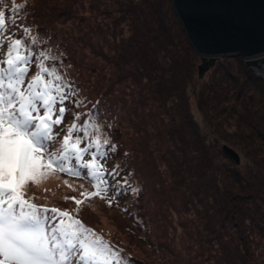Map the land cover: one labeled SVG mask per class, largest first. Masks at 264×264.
I'll list each match as a JSON object with an SVG mask.
<instances>
[{"label":"rangeland","instance_id":"1","mask_svg":"<svg viewBox=\"0 0 264 264\" xmlns=\"http://www.w3.org/2000/svg\"><path fill=\"white\" fill-rule=\"evenodd\" d=\"M20 3L21 0L0 2V11L5 12L6 21L14 13L13 6ZM36 3L40 9L36 15V23L43 26L41 30L44 33H53L58 41L66 28L71 30L78 47L72 58L77 67H85L83 73L87 85L93 87L94 93L98 94L96 100L103 106L99 109L100 122L123 151L131 152V162L134 160L138 165L141 164V173L150 181V193L140 200L146 223L141 230L132 213L133 207L129 205L128 195H121L118 200L113 201L111 207L99 197H93L80 206L77 216L74 211L77 208L75 202L65 201L64 198L84 200L81 193L94 189L88 181L77 180L78 178L65 176L61 172L48 174L38 185L29 183L27 197H35L32 202L36 204L67 210L78 219L104 229L107 236L110 234L115 238L141 264H242L240 257L243 258V255L246 264H264V229L252 227L249 222L242 226L241 231L245 232V237H250L248 253L243 248V242L239 240L233 223L230 222L229 227L225 228L219 225L221 217L215 216V202H206L205 196L186 174V167L178 164V158H183L180 152L182 146L177 140V130L183 126L178 109H182L184 103L180 97V100H173L176 95L162 98L158 94L159 91L166 93L171 88L169 81H172V72L169 69L171 66L176 68L172 65L171 57L164 58L165 53L159 54L158 61L155 60L159 64L154 65V68H159V71L146 67L147 61L144 58L146 63L144 62L140 51L149 42L140 40L135 34L154 0H36ZM19 28L18 23L15 26L9 23L8 34L17 33L14 38H20ZM172 32L176 35L175 31ZM187 48V42L182 39L181 44L176 42L171 49L179 58L184 56L186 59ZM196 57L197 67L192 73L191 81L187 76L184 79L188 80L184 89L192 120L198 125L208 145L217 140L220 145L237 150L242 172L250 174L249 165L255 157L248 155L250 147L264 145L256 134L259 130L264 132V119L261 118L264 116V94L250 85L247 88L252 90L248 89L240 97L241 85L246 81L243 58H224L226 63L228 61L233 64L232 74L240 77L237 85L232 80L219 81L218 77L223 73L218 62L220 59L216 61ZM205 64L209 70L201 77L200 67ZM184 66L186 68V62ZM36 71L33 65L28 77L33 76ZM87 85L84 90H88ZM202 95L209 106L207 109L199 104ZM253 95L255 102L249 97ZM96 104V101L86 103L87 107H82L78 112H85ZM67 107L71 111L65 116L64 125L72 123V112L76 111L69 104ZM247 107L250 112L246 115ZM233 109H237L239 113ZM256 110L258 112L255 113ZM240 115L246 118V123ZM251 124L258 128L256 132L249 130L248 125ZM234 133L243 135L230 136ZM244 135H252V138ZM232 144L237 147L230 146ZM133 150L140 151L137 153L138 159ZM114 157L115 154L111 159ZM222 157H218L220 163L225 160ZM256 157L262 158L264 153H258ZM111 159L108 160L107 167L112 165ZM234 191L240 189H235L234 186ZM262 195L264 193L259 195L260 199L256 197L257 200L252 198L248 204L258 207L262 205L264 210ZM243 196L249 197L246 194ZM155 208L160 209V219ZM260 226L264 227V224ZM225 229L231 236H236V246L242 250L239 256L234 249L232 256L226 255L224 246L230 237ZM109 244L115 246L111 240Z\"/></svg>","mask_w":264,"mask_h":264},{"label":"snow or ice","instance_id":"2","mask_svg":"<svg viewBox=\"0 0 264 264\" xmlns=\"http://www.w3.org/2000/svg\"><path fill=\"white\" fill-rule=\"evenodd\" d=\"M24 7L14 5L12 12ZM15 22L0 11V264H131L77 218L86 200L99 197L111 207L121 194L138 191L119 164L107 168L117 146L100 122L99 102L72 112V123L64 125L67 105L86 108L85 100L62 71V57L41 47L30 28L21 26L22 38L8 34ZM33 65L37 71L29 78ZM52 172L92 185L94 191L81 193L84 200L64 198L75 202L77 216L27 197L29 183L38 185Z\"/></svg>","mask_w":264,"mask_h":264},{"label":"trees","instance_id":"3","mask_svg":"<svg viewBox=\"0 0 264 264\" xmlns=\"http://www.w3.org/2000/svg\"><path fill=\"white\" fill-rule=\"evenodd\" d=\"M147 1L152 2L153 0ZM155 4L156 6H154ZM19 5H25V7L22 8L18 13H12L10 17L15 16V23H18L20 26V38L23 37L21 26L30 28L33 34L38 35L41 47H50L54 55L62 57V71L66 72L67 78L73 80L78 86L80 98L84 99L85 103H93L94 101L99 102V109L100 107H103L102 104H100V101L96 100L98 94L94 93L93 87L87 85L88 82L85 80L83 73L85 67H77L75 61L72 58L75 56L78 47L74 38L72 37L71 30L66 28L62 33V38L57 41L53 33H44L43 30H41V27L43 26L36 23V15L38 12H40L36 0H21ZM148 11L149 13L145 14L143 23L137 27L135 33L138 36L136 37L140 40H146L149 42L140 51L142 53L141 55L143 56V60L145 58L147 61L148 65L145 66L152 68L153 71L158 70L159 68L155 69L154 65L159 64L158 62H155V60L158 61L159 54L161 55L162 53H165V59L171 57L170 60L172 61V65H174L176 68L173 69L171 66L169 69V71L172 72V81H169V83L172 84L171 88H168L166 93L159 91L158 94L159 97L161 95L162 98L163 96L172 97L176 95L174 96L173 100L181 99L184 103V107L182 109H178V116L183 119V123L181 122L183 126H181V129H178L180 131L177 130V140L179 142L178 144L182 146L180 152L183 155V158H178V164H180L179 166L183 165V167H186V174L192 179V184L196 185L198 191H201V194L205 196L206 202H215L217 206V209H215V216L221 217V222H219V225H221L222 228H225L229 227V223L232 222L233 226L236 228V233L239 237V240L243 242V248L248 250L249 248L247 247H249L248 242L250 237H245V232L241 231L242 226L247 225L249 222L252 227H256L259 230L264 229V227L260 226L262 223L264 224V210L262 209V205H259L258 207L255 204H248L250 200L252 201L253 199H256V197L260 199L259 195L264 193V157H256V154L264 153V145L256 147L253 146L254 143L252 142L253 144L251 146L253 147H250L248 155H253L255 157L251 165H249L250 174L249 172L245 174V172H242L240 165H237L236 162L233 161L228 154H226L223 149L225 145H220L219 141L217 140H215L211 145L206 143L198 125L192 120L189 112V106L186 105V90L184 89L188 84V80L186 81L184 79L187 76L191 81L192 73L197 67L195 60H197L196 56L198 55L194 51L189 37L183 29V26L178 21L173 8L172 0H154L153 5ZM172 31H175L176 35H174ZM182 39L187 42L188 48L185 52L186 59H184V56L179 58L174 54V50L171 49L174 47V45H176V42L177 44H181ZM182 47H184V44H182ZM150 58L153 59L150 60ZM238 59L243 60L240 57H238ZM145 60L144 62L146 63ZM225 61V59L218 60L221 72H223L222 76L218 77L219 81H222V79H227L235 81L237 85H239L240 77H235V75L232 74L233 64L228 61L226 63ZM185 62L187 63L186 68H184ZM243 68L245 70L243 71L246 74V81L243 85H241L239 91L240 97L243 96V94H246L248 89V91L252 90V88H247L250 87V85L254 86V88L257 90L262 91L264 94V78H261L255 73H250L247 71L245 65H243ZM86 85L89 87L88 90H84ZM203 97L204 95L201 96V101H199V104L202 108L207 109L209 106ZM249 97L250 100L255 102L256 99L254 98V95ZM102 98L106 100L104 96H102ZM69 105L73 108L71 104ZM81 108L73 109L80 111ZM214 108L217 109L216 107ZM249 109L250 108L248 107L246 108V115L247 112H250ZM233 110L238 112L237 109ZM256 112H258V110H256L255 113ZM240 117L243 119V122L246 123V118L241 115ZM261 118L264 119V116ZM248 126L251 132H256V130H258V128L252 124ZM107 133L109 135L108 131ZM256 134L260 139H262L264 143V132L259 130L256 132ZM238 135L241 136L243 134H230V136ZM244 136L248 137L249 139L252 138V135ZM110 138L112 143L117 146L115 157L112 158L110 162L112 164L111 167H113L115 164H119L120 169L122 170L121 175H128L130 173V184L132 188L138 189L136 193L122 194V196L128 195L129 205L133 207L132 213L136 219L139 229L141 230L142 227L145 228L144 226L146 223L144 221L145 215L142 213L143 210L140 200L146 194L149 196L150 181H148L147 177L141 173V164L138 165L137 161L134 160L133 163L131 162V152L123 151L121 145L113 137ZM230 146L237 147L233 144ZM133 153L136 155L135 158L138 159L137 153H140V151L133 150ZM214 153H216V155ZM220 156H223L222 158L225 159H222L223 162L221 163L220 160L218 161V157ZM155 170H157L156 167ZM234 186L235 189L239 188L240 191H234ZM243 194H246L249 197L243 196ZM262 200L264 202V198H262ZM155 211L158 219H160V209L155 208ZM217 220H214L213 222L218 224ZM82 222L87 228L93 229L96 234L103 237L105 241L110 243L111 240L112 243L114 242L115 247L122 250L123 256L130 258L131 264H141L135 260L134 254L124 248V246H122L120 243L116 242L114 240L115 238H112L110 234L107 236V234L104 232V229L92 226L87 221ZM155 222L157 224V220H155ZM134 228L138 229L137 227ZM225 230L230 237L228 239V243H226L224 246L226 255L228 257L232 256V250L234 249L236 254L239 256V253L242 250L239 246H236V236H231L230 233H228V230ZM240 258L242 264H246L244 255L243 258Z\"/></svg>","mask_w":264,"mask_h":264},{"label":"water","instance_id":"4","mask_svg":"<svg viewBox=\"0 0 264 264\" xmlns=\"http://www.w3.org/2000/svg\"><path fill=\"white\" fill-rule=\"evenodd\" d=\"M196 54L206 59L241 57L264 78V0H172ZM209 67H200L201 77ZM236 164L239 154L223 147Z\"/></svg>","mask_w":264,"mask_h":264}]
</instances>
